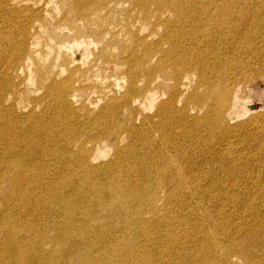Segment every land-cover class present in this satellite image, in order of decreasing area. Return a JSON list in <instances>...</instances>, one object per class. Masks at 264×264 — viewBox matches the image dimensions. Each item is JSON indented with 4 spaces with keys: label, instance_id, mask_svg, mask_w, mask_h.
<instances>
[{
    "label": "bare ground",
    "instance_id": "6f19581e",
    "mask_svg": "<svg viewBox=\"0 0 264 264\" xmlns=\"http://www.w3.org/2000/svg\"><path fill=\"white\" fill-rule=\"evenodd\" d=\"M242 4L0 0V264H264V120L233 122L264 32L236 38Z\"/></svg>",
    "mask_w": 264,
    "mask_h": 264
},
{
    "label": "rangeland",
    "instance_id": "374dc122",
    "mask_svg": "<svg viewBox=\"0 0 264 264\" xmlns=\"http://www.w3.org/2000/svg\"><path fill=\"white\" fill-rule=\"evenodd\" d=\"M257 2H254V3H257ZM234 4H236V2L233 3V5ZM242 5H243V8L249 10L250 13H247L245 18L243 19V22H244V24H243V36L236 37V38H242V37H246V36L251 37L254 34L256 38L260 39L261 34H263V32H264V18H263V15L261 14V11H259L258 13H254L250 9V8H252L251 7L252 3H250L248 0H243ZM57 6H59V4H57ZM263 8H264V5L262 3L261 4L259 3L258 9H263ZM149 9L151 10V12L153 11L152 6ZM213 13H216V7H213L211 9V14H213ZM52 14H54V12H52L51 15ZM165 14L168 15L169 18L172 17L171 18L172 20L175 19L174 16L171 15V13L166 12ZM150 23L151 24L154 23V18H150ZM136 26H138V24H136ZM162 30L163 29L160 25H156V27L148 25L147 29L144 31V34L152 33L153 37L155 36L154 40L158 41L161 45V47H159V50L160 51H168L170 49V46L168 44H165V43L162 44V40H161ZM200 35H201L200 30L196 31L193 29L191 31L189 37L186 36V38H184L183 45L188 44L190 47L192 45V42L194 41L193 39H197L198 37H200ZM154 40H152V42H154ZM219 40H221V38H217V41H219ZM216 46H217L216 43H214L211 46V48L216 49ZM236 46L237 45H235V44L229 43V44H225V45H220L219 48L221 47L222 49H226V51H231L232 53H234L235 51H233V48ZM243 51H256V50L253 48L252 45H250L247 50H243ZM249 59H251V58H249ZM249 59H247L245 62H247ZM241 64H242V66H241V69L239 72H241L243 70V62ZM169 72H170V70L167 69V73H169ZM238 73H237V75H238ZM247 75H250L251 79H248L249 76L246 79L243 74L239 75L238 77L236 76V81H235V87H236V91H237L236 97L238 98V100L240 102H242V105H244V107L247 109V111L252 106L255 113L252 115L251 113L247 112L244 117L243 116H240V117L236 116V117H234L235 119L233 122L244 123V122L253 121L254 123H257L258 126L253 128L249 133L257 134L260 132L259 125H260L261 121L264 120V68L260 69L257 66H255V68L252 71H250ZM182 83H183V87L186 89L185 92L191 91L192 89H194L196 87L195 76H190L188 79L183 78ZM158 89L160 90L161 88H158ZM22 103L25 104L28 107V109H29V106H31V104H32L31 101L29 99H27L26 97L23 98ZM136 124H138V122H136ZM175 139H177V135L175 136L174 140ZM243 147H244V149H243ZM243 147H242L243 151L246 150V152H248L249 155L254 154V152H255L254 145L248 146L245 144V141H243ZM240 149H241V147H240ZM110 157H111V155H109V158ZM247 157H248V159H250V156H247ZM252 161H253V167L256 168V161H254V160H252ZM193 165L195 166V164H193ZM195 167L197 169H202L204 167V164L196 165ZM251 179L249 181H254V179H256V176L252 175ZM254 191L252 190V192H254Z\"/></svg>",
    "mask_w": 264,
    "mask_h": 264
}]
</instances>
